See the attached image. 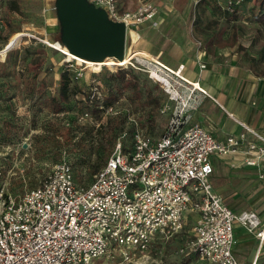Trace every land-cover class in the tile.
I'll return each instance as SVG.
<instances>
[{
    "label": "built area",
    "instance_id": "2783aa9c",
    "mask_svg": "<svg viewBox=\"0 0 264 264\" xmlns=\"http://www.w3.org/2000/svg\"><path fill=\"white\" fill-rule=\"evenodd\" d=\"M89 1L110 19L124 22L127 39L132 41L134 33L140 37L144 24L160 26V10L153 3L123 11L118 0ZM209 1L222 2L234 11L246 0ZM17 34L18 41L11 39L1 53L20 48L26 37L55 48L32 31ZM58 51L65 55L63 49ZM65 63L75 70L76 78L85 75L83 63L64 59ZM116 67L147 73L168 94L171 118L163 134L155 138L137 132L127 149L120 138L89 185L78 184L71 163L62 160L38 187L14 195L3 182L0 165V264H94L104 255L119 256L120 261L112 264H147L162 258L165 246L186 232L190 218L194 221L190 238L180 253L213 264H240L234 254L235 228L243 227L262 242L264 228L260 229L256 213L237 214L214 192L211 157L245 154L246 165L260 166L264 142L257 140L264 138L246 125L244 133L225 141L200 124L186 127L188 111L197 109L200 95L208 93L198 84L187 83L181 75L184 65L171 71L151 56L136 54ZM89 95L90 101L103 100L98 87H92ZM89 117L88 112L81 116ZM259 176L264 179V173Z\"/></svg>",
    "mask_w": 264,
    "mask_h": 264
},
{
    "label": "rangeland",
    "instance_id": "374dc122",
    "mask_svg": "<svg viewBox=\"0 0 264 264\" xmlns=\"http://www.w3.org/2000/svg\"><path fill=\"white\" fill-rule=\"evenodd\" d=\"M118 2L123 11H135L146 2L153 3L159 8L164 17V24L162 29L154 32L151 50L170 62L181 54H192L190 51L186 52V43L198 49H207L208 54H212L213 57L218 55L229 59L233 53H229L228 47L233 43L234 32L238 34L240 44L248 45L253 41V45H258L264 40V36L260 37L258 34V30L259 33L260 30L264 31V23L258 20L261 0H246L234 11L209 0H118ZM19 29L32 31L37 36L48 39L54 43L56 49L38 41L42 45L29 44L22 52L13 51L7 64L2 65L0 62V165L3 170V182L10 193L22 195L38 187L53 166L62 160L74 165L77 181L82 184L90 183L114 150V146L108 143L106 130L102 126L109 117L118 112L129 114L122 133L128 141L127 147L131 146L130 140L137 132L148 133L155 138L163 134L171 118V104L169 106V98L161 86L154 88L155 93L162 94V107L160 111L152 110L153 118H147L148 109H139L131 105L129 99L131 94L123 92L120 88L118 89L121 98L109 107L112 110L107 115L93 112V108L84 98L82 99V95H79V98L70 96L69 101L63 104L64 112L56 113L52 106L55 105L54 100L60 101L61 73L66 68L62 62L64 59L73 58V55L58 43L61 25L57 16L56 0H0V47L5 43L8 34ZM153 31L147 24L142 27L141 33L143 37L145 36V40L141 38V41H144L142 48L146 44V39L152 37ZM16 35L19 38V34L16 33L10 40ZM133 38L134 43L131 37L127 39V50H130L127 59L132 58V50L139 46L137 40L140 37L134 33ZM25 39L29 38H23L22 45ZM214 43L217 49L211 50ZM218 48L221 50L218 51ZM57 49H63L66 56ZM2 50L0 49V59L4 60L6 55L1 53ZM140 54L149 56L146 50H140ZM78 62L83 63L85 75L76 78L75 70H71V87L82 92L84 90L86 93H90L92 87H98L103 94L107 93L113 82L110 75L117 72L119 67L91 66L89 63ZM137 72L140 73L142 84H148L146 86L149 87L156 85L145 72ZM117 82L114 83L116 86ZM85 112L90 114L88 119L81 118ZM192 122L191 118L190 123ZM52 127L54 131L59 129L58 135L53 133ZM71 127L75 128L76 132L74 141L83 136L82 128L94 129L93 142L96 148L88 157V164H80V154L65 144V131ZM101 143H105L106 149H102ZM189 221L186 234L181 235L185 239L178 238L162 258L157 257L154 262L150 260L147 264H213L178 251L190 238L189 230L194 221L191 218ZM119 261V256L112 259L104 255L95 258L94 264H112Z\"/></svg>",
    "mask_w": 264,
    "mask_h": 264
},
{
    "label": "crops",
    "instance_id": "0c3cea01",
    "mask_svg": "<svg viewBox=\"0 0 264 264\" xmlns=\"http://www.w3.org/2000/svg\"><path fill=\"white\" fill-rule=\"evenodd\" d=\"M214 2L224 7L222 2ZM259 12L258 20L264 23L263 10L261 9ZM158 20L160 21L158 28L146 23L154 31L152 37L146 39L144 48L141 47L144 45L141 38L144 39L145 36L143 37L140 30V38L137 40L139 46L136 44L137 47L132 50L131 56L140 54V50H146L149 56L161 62L171 71H177L180 65H184L181 75L187 83L198 84L207 91L208 95H200L202 101L200 106L188 111V122L185 126L200 124L219 141H225L228 136H239L244 133L246 125L264 138V40L258 45H253V41H250L248 45L240 44L238 34L234 32L232 34L233 43L228 47L229 53H233L230 54L229 59L218 55L213 57L212 54H208L207 49H198V47L186 43V52L190 51L192 54H181L176 60L170 62L164 60L161 54L153 53L151 50L154 32L162 29L164 24V17L161 13ZM260 31L259 33L258 30L259 36H264V31ZM21 32L19 29L8 34L6 43L9 42L12 35ZM29 44L42 45L35 40L25 39L20 48L16 47L9 51L22 52ZM215 45L216 43L210 49L216 50ZM219 50L221 48H218ZM7 53L4 60L0 59V62L6 60ZM203 65L206 67L202 68ZM170 104L172 106L169 100V106ZM191 118L193 119L192 123H190ZM248 137L254 138L252 134H248ZM257 142L263 143L264 141L257 140ZM245 159V154L227 157L213 155L211 161L214 173L211 176V183L214 192L222 197L233 212L237 214L256 213L260 221V229H263L264 179L260 178L259 173H264V161L260 163V166H249L245 164ZM235 236L234 254L240 264H264V241L262 242L254 233L241 226L235 228Z\"/></svg>",
    "mask_w": 264,
    "mask_h": 264
},
{
    "label": "trees",
    "instance_id": "16d2710c",
    "mask_svg": "<svg viewBox=\"0 0 264 264\" xmlns=\"http://www.w3.org/2000/svg\"><path fill=\"white\" fill-rule=\"evenodd\" d=\"M261 9L263 10L264 13V0H261ZM264 18V14L262 15ZM7 41H5V43L2 45V47H0V49H3L6 44ZM12 51H9L7 53V58L4 62H1L2 65L7 64V60L10 57ZM9 61V60H8ZM66 65L65 70L61 73V89H60V101H55V105H53V109L55 108V112L56 113H63V104L67 103L69 101L70 96H75L76 98H79V95H82V99L84 98L86 100V103L93 108V112L95 113H103L105 114L106 110L112 106L113 104H115L116 102L119 101V99L121 98V93L119 91L118 88L122 89L123 92H128L131 95H129V99L131 102V105H134L135 108H139V109H148L147 112V118H153V109H156L159 111L161 110L162 107V99L161 96L162 94H157L154 91V88L159 87L160 85L158 83H155L156 85L149 87L146 86L148 84H142L141 82V76L138 74V72L136 70H134L133 68H127V69H121L119 68L117 70V72H113L110 75V78L113 80V82L110 84V87L107 91V93L105 92L103 94V100H97L94 99L93 101H90V93H86L84 90L83 92L81 90H78L76 88L71 87L72 86V77H71V69H68L67 64H63ZM145 74V73H143ZM148 77V74H145ZM149 78V77H148ZM115 81L117 82V86L114 84ZM103 92V91H102ZM122 92V93H123ZM163 92V91H162ZM53 101V102H54ZM101 106L103 108H101ZM102 114V116H103ZM129 118V114L124 113V112H118L116 115L111 116L108 118L107 122L105 125L102 126V128H104L106 130L107 133V141L109 144H112L115 148L116 143L118 142V140L120 138H122V133L124 130V127L126 125V122ZM53 128V133L55 135H58L59 133V129L54 131V127ZM81 132H83V136L78 140V141H74L75 137H76V132H75V128L71 127L69 128L67 131H65L66 133V137H65V144H68L71 146L72 151L74 150L75 152L79 153L81 156V161L80 164H88V157L94 152L95 150V145H94V129L93 128H89L86 129L82 128ZM64 134V133H63ZM62 134V135H63ZM133 138L129 141L130 145L133 142ZM89 139V141L87 140ZM124 139V145L125 148L127 149V140L123 137ZM92 141V142H90ZM103 142V141H101ZM101 147L102 149H106L105 143H101ZM107 162V161H106ZM105 162V164H106ZM104 164V165H105ZM72 165V164H71ZM103 165V166H104ZM74 165H72L73 167ZM87 166V165H86ZM102 166V167H103ZM101 167V168H102ZM100 168V169H101ZM99 169V171H100ZM73 171H74V167H73ZM98 171V172H99ZM97 172V173H98ZM96 173V174H97ZM96 176V175H95ZM75 177V175H74ZM95 179V177L93 178V180ZM76 180V178H75ZM93 180L90 183H81L79 181L76 180V182L78 184L81 185H89L93 182ZM186 233L183 234V236ZM178 238H182L183 240L185 239L184 237H177L175 239H173L172 241H170L166 246H165V250L164 253H167L169 248L171 247V244L176 241ZM179 251V250H178ZM191 257H195L198 258L199 257L197 255H189Z\"/></svg>",
    "mask_w": 264,
    "mask_h": 264
},
{
    "label": "water",
    "instance_id": "95a60500",
    "mask_svg": "<svg viewBox=\"0 0 264 264\" xmlns=\"http://www.w3.org/2000/svg\"><path fill=\"white\" fill-rule=\"evenodd\" d=\"M61 25L60 43L84 61H123L127 49V28L122 21L89 0H56Z\"/></svg>",
    "mask_w": 264,
    "mask_h": 264
},
{
    "label": "bare ground",
    "instance_id": "6f19581e",
    "mask_svg": "<svg viewBox=\"0 0 264 264\" xmlns=\"http://www.w3.org/2000/svg\"><path fill=\"white\" fill-rule=\"evenodd\" d=\"M17 39H18V35L15 36L14 41L17 40ZM71 59H75L77 61L84 62V63H89L91 66H102V65H106V66H109V67H112V68H115L117 65H125V64L129 63V61L131 60V59H127L125 57V60L124 61L117 62L114 59L110 58L107 61H105V63H101V62H93V61H84L83 59L78 58V57H75V56H73V58H71Z\"/></svg>",
    "mask_w": 264,
    "mask_h": 264
}]
</instances>
